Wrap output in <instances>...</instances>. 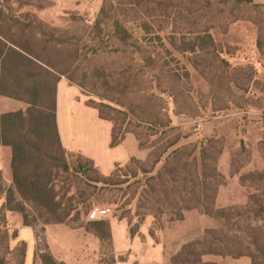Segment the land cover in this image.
I'll return each mask as SVG.
<instances>
[{"label":"rangeland","instance_id":"1","mask_svg":"<svg viewBox=\"0 0 264 264\" xmlns=\"http://www.w3.org/2000/svg\"><path fill=\"white\" fill-rule=\"evenodd\" d=\"M33 2L35 6L28 10L47 29L55 30L63 39L72 38L69 45L58 42L50 45L59 52L53 56L56 61L67 59L61 67L81 87L84 98L93 105L111 107L112 110L103 108L104 113L118 123L125 114L117 111L128 114L122 131H135L144 144L143 158H138L142 163L121 165L120 175L112 177L109 183L90 182L95 192L90 199V210L104 209L107 213L101 219L119 220L126 226L130 247L116 255L125 259L133 255V264H171V255L184 243L202 238L207 230H221L227 237L235 236L242 241L248 238L249 231L264 236L262 220L217 218L204 213L194 203L185 204L190 207L184 208L183 219L171 221L164 216L160 224L156 223L148 213L169 206L158 202L157 195L141 197L143 182L139 180L144 177L141 173L136 177L131 174L133 169L150 167L146 159L156 150L153 145L182 136L178 146L193 145L190 151L196 148L194 156L200 161L201 144L211 139L208 163L212 165L216 158L222 175L214 207L231 208L233 212L255 206L250 197L264 193V179L253 178L257 174L264 176V51L260 52L256 46L262 29L252 20L263 22L264 13L241 8L230 14L232 1L220 4L218 0H210L209 6L205 0ZM253 2L264 6V0ZM103 5L133 34L128 44L106 31L94 36L93 25ZM207 27L214 37L216 54L199 48L195 52L177 49L182 40H193ZM77 47H84L83 55L87 57L81 53L73 55L71 51ZM149 56L153 62L146 66L143 58ZM153 120L169 127H155ZM147 126L166 134L160 139L162 135H151ZM170 128L175 131L169 132ZM95 134L97 137L102 134L98 127ZM69 154L74 161L76 156ZM160 166L161 163L157 167ZM212 192L213 189L208 191ZM1 210L0 223L5 217L6 225V211ZM83 220H89L88 216H82L80 221ZM14 223L12 219L10 234L19 237L11 240L9 236L13 250L10 264H18L21 259L19 248L24 241L20 238L30 236L26 232L20 234ZM3 229L8 232L0 225V230ZM38 246L36 240L34 253L30 252L28 260L24 258L25 264H40ZM203 260L209 264H251L248 256L211 254Z\"/></svg>","mask_w":264,"mask_h":264},{"label":"trees","instance_id":"2","mask_svg":"<svg viewBox=\"0 0 264 264\" xmlns=\"http://www.w3.org/2000/svg\"><path fill=\"white\" fill-rule=\"evenodd\" d=\"M33 1L0 0V94L28 104L25 109L0 114V142L9 145L13 152L11 162L13 181L9 187L6 186L0 170V194H4L5 197L1 211L19 214L22 223L33 229L39 243L36 254L40 264H65L56 259L45 240L44 228L50 223L85 227L100 240L99 264H118L119 261L125 260V257L116 255L114 251L110 221L101 218L86 221L80 219L82 216H88L90 199L95 193L90 182L109 183L112 177L120 175L122 166L116 165L110 175H104L92 159L79 152H71L76 156V159L71 161V155L63 148L56 122L55 84L61 76L72 83L75 82L68 74V70L61 67V63L67 59L56 61L53 56L59 52L55 46L51 47L50 43L69 45L72 38L63 39L55 34V30L47 29L37 15L28 10L29 7L35 6ZM205 1L209 6L210 0ZM228 1H232L234 5L233 9L229 10L230 14L241 8L256 14L264 13V6L255 4L253 0H218V3L224 4ZM108 10L107 5L100 9L92 29L95 32L94 36L98 37L106 31L110 36L128 44L133 34L118 16H111ZM252 22L260 31L262 29L256 46L263 52L264 21L254 19ZM210 30L207 27L203 34H199L193 40H182L176 46L177 49L181 52L188 50L195 52L199 48L207 53L216 54L215 40ZM83 49L84 47L81 49L77 47L71 53L80 56V53L83 55ZM83 56L87 57L86 54ZM143 60L146 66L153 62L151 56ZM143 68L138 70L143 72ZM87 102L98 110L101 118L112 122L111 145H118L128 132L122 131L128 114L117 111V114H125L122 122L118 123L104 113L103 108L112 110L111 107L104 104L96 106L92 102ZM153 122L155 127H169L168 124H157L156 120ZM153 127L146 128L151 130V135L161 134L160 139H163L166 132H158ZM173 131L175 129L170 128L169 132ZM130 133L137 137L140 147L143 148L144 144L140 141L139 135L135 131ZM181 138L182 136H175L162 145H153L152 148L156 150H152L146 159L150 161V167H139L138 171L133 169L131 173L132 177L139 173L144 177L143 180H139L143 182L141 197L157 195L158 202L169 206V209H158L148 213L155 222L160 224L164 216H168L171 221L183 219L184 208L190 207L185 205L187 203H194L204 213L217 218L237 217L240 220L264 221V193L252 195L250 201L255 206L248 209H236L232 212L231 208H215L216 192L218 185L221 184L222 175L218 171L216 158L212 165L208 163L210 158L208 146L211 145V139L202 142L201 160L198 161L194 156L196 148L193 147V151H190L193 145L178 146ZM142 162L137 157H131L125 166L131 164L137 166ZM159 163L161 166L158 168ZM253 178L262 180L264 176L257 174ZM72 188L73 193L69 195ZM212 189L213 192L208 193ZM5 222L4 217L0 225L4 227ZM19 252L21 259L18 264H24L26 254L24 242H21ZM12 253L8 232L0 230V264H10L9 258ZM211 254L248 256L251 264H264V236L249 231L248 238L242 241L235 236L227 237L221 230L215 232L207 230L202 238L184 243L178 252L170 256V263L209 264L203 257Z\"/></svg>","mask_w":264,"mask_h":264},{"label":"crops","instance_id":"3","mask_svg":"<svg viewBox=\"0 0 264 264\" xmlns=\"http://www.w3.org/2000/svg\"><path fill=\"white\" fill-rule=\"evenodd\" d=\"M55 86L57 128L62 146L67 152H79L92 159L104 175H110L116 165L125 164L131 157L143 158V148L140 147L133 133H127L118 145H111L112 122L101 118L98 110L88 104L80 86L70 82L64 76L57 79ZM27 106L28 104L24 101L0 94V114L25 109ZM96 127L102 133L100 137L95 134ZM12 154V148L0 142V170L7 187L13 181ZM4 202V194H0V210ZM12 219L16 222L14 226L18 228L20 234L26 232L30 235L28 239L20 238V241L27 242L25 260H28L36 244L35 233L31 227L22 223L19 214L6 211L7 223L4 226L11 240L19 237V235L10 234ZM110 225L115 253L126 252L130 247V241L125 224L111 219ZM44 236L50 251L59 261L65 264H99L100 240L85 227L50 223L45 225ZM25 262L27 261H24V264ZM133 263V255L118 262V264Z\"/></svg>","mask_w":264,"mask_h":264},{"label":"built area","instance_id":"4","mask_svg":"<svg viewBox=\"0 0 264 264\" xmlns=\"http://www.w3.org/2000/svg\"><path fill=\"white\" fill-rule=\"evenodd\" d=\"M106 213L107 211L104 209L93 208L89 211L88 218L89 219H100L103 216H105Z\"/></svg>","mask_w":264,"mask_h":264}]
</instances>
